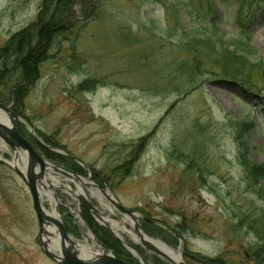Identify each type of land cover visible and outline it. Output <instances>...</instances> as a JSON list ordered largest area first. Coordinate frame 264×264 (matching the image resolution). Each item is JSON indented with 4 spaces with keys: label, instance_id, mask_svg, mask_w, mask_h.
Returning a JSON list of instances; mask_svg holds the SVG:
<instances>
[{
    "label": "rangeland",
    "instance_id": "1",
    "mask_svg": "<svg viewBox=\"0 0 264 264\" xmlns=\"http://www.w3.org/2000/svg\"><path fill=\"white\" fill-rule=\"evenodd\" d=\"M41 1L0 0V48L12 34L36 19ZM96 3L97 10L87 4L91 18L85 22L77 6L82 26L54 41V57L42 64L40 78L23 100L22 114L29 124L18 121L20 132L50 163L62 165L46 157L31 132L44 142L45 136L56 140L59 147L89 166L90 171L78 174L89 183L83 187L85 194L106 219L124 223L137 233L133 220L117 210L104 193L135 210L144 231L176 255L187 257L189 264H205L195 255L222 257L229 264H260L251 257L258 239L241 219L245 215L260 217L264 198L249 189L238 149L244 142L249 159L264 164V128L255 109L249 114L242 90L221 81L216 71L193 77L187 71H176L190 63L194 53L176 45L183 32L175 18L187 32L201 33L206 31L198 24L217 10L221 32L208 30L207 35L216 40L220 37L230 45L240 35L237 2ZM259 4L258 0H249L245 7L253 61L264 60V4ZM253 71L259 89L256 94L264 97L262 70ZM10 72L0 73V91L5 97L2 102L14 110L12 91L17 81L15 72ZM89 79L94 82L93 90L78 91L77 87ZM145 136L148 139L132 173H116L114 168L127 159L130 148L126 146ZM0 153L8 159L13 155L1 139ZM186 155L196 160L194 169L186 165ZM96 173L105 177L103 182L108 187L96 181ZM54 179L75 192L82 188L63 175L54 176L53 183ZM55 193L60 219L65 227H72L69 235L75 241L88 240L94 252L100 250L86 225L85 208L81 206L83 219L78 200L70 192L57 188ZM45 205L53 211L49 201ZM173 231L183 236L175 240ZM124 238L144 257L145 264H171L160 258L155 261L157 256L128 233ZM132 257L142 264L138 257ZM0 264H59L40 245L39 222L28 185L1 161Z\"/></svg>",
    "mask_w": 264,
    "mask_h": 264
},
{
    "label": "trees",
    "instance_id": "2",
    "mask_svg": "<svg viewBox=\"0 0 264 264\" xmlns=\"http://www.w3.org/2000/svg\"><path fill=\"white\" fill-rule=\"evenodd\" d=\"M97 1L98 0H42L36 19L26 27L12 34L5 45L0 48V73L6 75L11 71L15 72L13 76L16 75L17 82L12 91L13 109L15 112L23 113V100L29 88L40 78L42 64L49 58L54 57L51 53V49L57 37L59 38L71 31L77 32L79 27L82 26L83 22L77 16V6H80L82 9L84 15L83 21L85 22L89 21L91 18L88 8L98 9V3L94 5ZM229 1L230 0H228V2ZM234 1L238 4L237 20L240 26V35L236 39H233L230 45L223 42V39L220 37L216 40L211 35H207L208 30L212 31L213 34L221 32L218 23L220 12L217 10H213L212 16L201 20V23L198 24L199 28L206 31L201 32L203 35H200L201 33H199L198 30L187 32L184 25L175 18V24L177 27H180V30L182 29L183 32V35L177 40L176 45L180 48L184 47L189 52L194 53L191 62L185 65L182 64L176 71H182L183 73L187 71L189 77L202 75L206 73V71H208V74H212L216 71V77L218 76L221 78V81L236 85L242 90L241 93H244L243 95L246 103L250 106L249 114L251 115L252 111L254 109L256 110V116L263 129L264 97L256 94L259 89L258 85H256L253 80L254 73L256 72L253 70H262L260 72L264 75V60L253 61L251 58V53H253L251 45L252 37L250 35L248 21L246 20L247 11L245 8L249 0ZM258 2L260 3L259 5L264 4V0H258ZM87 4L89 6L88 8H86ZM212 8L214 9L213 6ZM74 28L78 29L73 30ZM209 65L216 69L210 68ZM1 85L0 83V86ZM93 88L94 82L90 79L84 80L77 87L78 91H91ZM187 92H184V94ZM3 98L5 97L0 91V101H3ZM251 124V127L254 128L252 122ZM44 139L51 145H57L54 139L52 140L46 136ZM147 139V136H145L139 139L137 143L131 142L126 146V148H130L127 159L121 165L114 168L116 173H120L122 176L132 173L136 160L141 154ZM40 147L47 158L65 165L77 173H85L82 167L68 157L57 155L53 151L42 146ZM238 159L244 167V179L247 181L249 189L252 190L254 194L264 198V164L255 163L249 159L248 148L244 142H241V146L238 149ZM184 161L188 168L194 169L196 167V160H193L190 155H186ZM95 179L100 185H103V179L97 176H95ZM83 211L89 226L107 248L114 251L118 257L125 259L128 264H140L132 257L121 242L114 237L109 229L99 225L85 209H83ZM259 216L260 217H256V215H245L241 221L242 225L252 231L258 239V246L252 251L251 257L260 264H264V212ZM66 228L68 232H71L72 227L67 225ZM173 232L174 234L171 235L175 240L183 236L180 231ZM195 258L205 264H229V262L222 257L210 258L195 255ZM185 259L187 260V257H185ZM155 261L160 260L155 258Z\"/></svg>",
    "mask_w": 264,
    "mask_h": 264
},
{
    "label": "water",
    "instance_id": "3",
    "mask_svg": "<svg viewBox=\"0 0 264 264\" xmlns=\"http://www.w3.org/2000/svg\"><path fill=\"white\" fill-rule=\"evenodd\" d=\"M18 121L27 122L21 114L12 110V105H8L0 101V139L13 153L11 159L4 157V155L0 153V161L13 168L24 179L29 187L39 222V241L44 253L48 255L54 262L59 264H128L125 259L118 257L112 250L104 247V245L99 241L98 237L92 232L91 228L86 222L85 223L88 227V230L93 235V238L100 247V250L93 253L91 252V254L87 257H81L75 253H71L69 249L66 248L65 242L63 241H61L60 246L57 248L53 247L50 239L48 238V228L52 226L58 227L61 232V238L64 240H68L70 235L66 230L63 221L60 219V214L59 217L55 216V211H49L43 201L41 189L47 186V189L50 190V193L55 200L54 209L58 213L59 199L55 193V189L61 188L70 192V194L78 200L79 214L83 219L84 216L82 214L81 206H83L90 214H92L97 222L110 229L115 234L117 239L122 242L126 249L133 256L138 257L142 264H145L144 257L112 230L111 226L107 223L102 211L91 202V200L85 194V191L81 190L84 189V185H89V183L84 181L75 171L47 161L44 156L40 154V152L34 148L30 141H28V139L20 132ZM31 134L37 143L48 149L54 150L55 152L71 157L83 165L88 171H90L87 165H85L83 162L81 163V161L70 152L58 147L47 145L37 134L34 132H31ZM50 173L56 177L63 175L68 177L73 182L77 181L78 184L82 186V188H78V191L75 192L64 184L59 185V187H54L50 181ZM48 182L50 187L47 185ZM93 185L97 187L96 184ZM106 187L108 186L106 185ZM100 191L104 193L102 189H100ZM104 195L114 205V207H116L117 210L124 213L133 220L134 228L137 234L141 237V244L153 255L171 264H188L181 254L175 255L173 253L171 254V252H165L154 244L152 238L146 234L141 224L136 219L135 210L127 209L114 196L108 195L106 193H104Z\"/></svg>",
    "mask_w": 264,
    "mask_h": 264
},
{
    "label": "bare ground",
    "instance_id": "4",
    "mask_svg": "<svg viewBox=\"0 0 264 264\" xmlns=\"http://www.w3.org/2000/svg\"><path fill=\"white\" fill-rule=\"evenodd\" d=\"M50 177H51L50 181L54 187H59V185L63 184L59 179H56V180L54 179V183H53L52 179L54 178V176L52 173H50ZM47 185L48 187H50L49 182L47 183ZM81 190L83 191L84 189H81ZM41 194H42L44 203H46V200L49 201L53 205L55 216L59 217V213L54 209L55 200L52 197L50 190L47 189V186L41 189ZM106 220H107V223L111 226L112 230L120 237L124 238V234L128 233L135 242L141 241V237L137 233H135L133 230L127 228V226L124 223L116 222L109 218H107ZM126 221H129V220L126 218ZM48 238L50 239L53 247L57 248L58 246H60L61 241H63L65 242L66 248L69 249L71 253H75L77 255H80L81 257H87L91 254V252L92 253L94 252L93 245H91L88 240L85 243H83V242L75 241L72 236H70L68 240L62 239L61 232L56 226H52L48 228ZM152 241L154 242L155 245H157L163 251L171 252V254L173 253L176 255L174 250L169 248L163 242L156 241V240H152Z\"/></svg>",
    "mask_w": 264,
    "mask_h": 264
},
{
    "label": "flooded vegetation",
    "instance_id": "5",
    "mask_svg": "<svg viewBox=\"0 0 264 264\" xmlns=\"http://www.w3.org/2000/svg\"><path fill=\"white\" fill-rule=\"evenodd\" d=\"M72 170V169H71ZM72 171H74V170H72ZM76 172V171H75Z\"/></svg>",
    "mask_w": 264,
    "mask_h": 264
}]
</instances>
